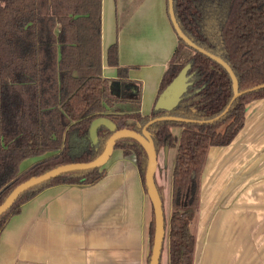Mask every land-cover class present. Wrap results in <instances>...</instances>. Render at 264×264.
<instances>
[{
    "label": "trees",
    "instance_id": "16d2710c",
    "mask_svg": "<svg viewBox=\"0 0 264 264\" xmlns=\"http://www.w3.org/2000/svg\"><path fill=\"white\" fill-rule=\"evenodd\" d=\"M174 10L182 31L195 44L230 65L240 91L264 84V0H174ZM187 47L179 38L155 101L156 105L190 64L192 85L179 106L168 112L154 105L149 115H142L140 93L117 96L103 75L102 0H0V204L34 176L98 158L113 135L102 127L98 144L92 143L90 127L98 118L110 119L119 130L141 133L150 120L162 116L204 121L221 115L233 97L231 77L222 65L196 50L187 61L178 62ZM108 65L117 68L121 81H128V69L119 65L117 44L108 49ZM262 98L264 88L243 94L214 123L160 121L149 127L158 153L166 146L177 151L168 234L170 264L194 263L196 239L190 225L199 210L210 148L231 144L245 125L247 105ZM129 103L134 107L124 109ZM174 128L181 129L180 136L174 135ZM115 149L135 156L147 192L148 155L143 146L124 138ZM32 158L40 159L21 170L23 162ZM106 174L105 165L64 174L29 190L0 216V233L43 190L92 185ZM154 234L152 212L147 264Z\"/></svg>",
    "mask_w": 264,
    "mask_h": 264
},
{
    "label": "crops",
    "instance_id": "0c3cea01",
    "mask_svg": "<svg viewBox=\"0 0 264 264\" xmlns=\"http://www.w3.org/2000/svg\"><path fill=\"white\" fill-rule=\"evenodd\" d=\"M113 44L127 82L108 65ZM178 45L168 0H102L103 75L117 96L140 93L142 115L152 111ZM192 55L186 48L179 60ZM175 151L162 161L169 164ZM106 167L95 184L50 187L25 203L0 233V264H147L153 209L136 158L115 149ZM171 213L161 264H170ZM190 230L193 264H264V98L247 105L231 144L210 148Z\"/></svg>",
    "mask_w": 264,
    "mask_h": 264
},
{
    "label": "water",
    "instance_id": "95a60500",
    "mask_svg": "<svg viewBox=\"0 0 264 264\" xmlns=\"http://www.w3.org/2000/svg\"><path fill=\"white\" fill-rule=\"evenodd\" d=\"M168 8L169 15L174 26V29L180 39H182L188 48L192 51L196 50L214 61L218 62L222 65L228 74L231 77L233 83V97L229 106L225 109V111L211 120H193L186 119L182 117L175 116H162L155 119L150 120L142 129L141 133L132 131L130 129H117V126L108 118H98L96 119L91 127H90V138L94 145L99 142V129L102 127L107 128L108 130L113 132V135L108 140L106 147L103 153L96 158L95 160L87 163H72L68 165L59 166L54 168L42 175L34 176L29 180L23 182L18 185L11 194L6 198V200L0 204V216L5 214L9 209L13 207V205L17 202L21 195L28 192L29 190L42 185L46 182L51 181L61 175L73 173V172H83L89 171L97 168H101L109 162L111 159L115 148L116 143L124 138H131L140 143L145 149L148 155V166L145 175V186L147 189V194L149 200L151 201L154 213V221H155V234L154 241L152 247V253L149 264H161V258L163 254L165 239H166V216L164 212V204L162 201L161 194L156 184V172L158 169V151L155 146V142L152 134L149 131V127L156 122L160 121H176V122H184V123H194V124H210L216 121H219L231 107L232 103L240 96L245 93H249L255 90H259L264 88V84L254 87L252 89L246 91H240L239 80L235 75L234 71L230 67V65L224 61L221 57L216 56L215 54L199 47L195 44L181 29L174 10V0H168ZM191 69V65L187 64L178 76L172 81V83L164 90V92L159 96L155 109L156 110H164L171 112L176 109L180 102L182 101L185 94L188 92V89L192 85L191 79L192 75L189 74ZM166 152L169 150V147H165Z\"/></svg>",
    "mask_w": 264,
    "mask_h": 264
},
{
    "label": "rangeland",
    "instance_id": "374dc122",
    "mask_svg": "<svg viewBox=\"0 0 264 264\" xmlns=\"http://www.w3.org/2000/svg\"><path fill=\"white\" fill-rule=\"evenodd\" d=\"M186 49V48H184ZM183 49V50H184ZM187 49H190L187 47ZM182 54V52H181ZM180 54V56H181ZM178 57V62H180ZM182 63H184L185 61H187V57L186 56H182ZM180 130L178 129H173V132L175 134H178ZM172 152V150H171ZM166 159L168 158V151L166 152V149L164 148L163 151L160 154L159 157V162H158V169L156 172V181L158 183V188L160 189V192L162 194V201L164 204V212L165 214L168 212H172V205H171V200H172V174H173V168L175 165V157H176V151H175V155L174 156H169V164H167L164 161H162V156ZM38 159L40 158H32V159H28L25 162H23V164L21 165V170H25L28 167H30L33 163H35L36 161H38Z\"/></svg>",
    "mask_w": 264,
    "mask_h": 264
}]
</instances>
